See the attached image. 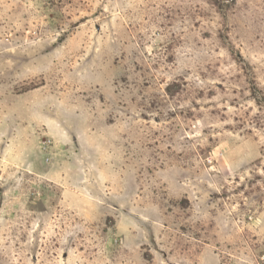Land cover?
<instances>
[{
  "label": "rangeland",
  "instance_id": "1",
  "mask_svg": "<svg viewBox=\"0 0 264 264\" xmlns=\"http://www.w3.org/2000/svg\"><path fill=\"white\" fill-rule=\"evenodd\" d=\"M0 264H264V0H0Z\"/></svg>",
  "mask_w": 264,
  "mask_h": 264
}]
</instances>
